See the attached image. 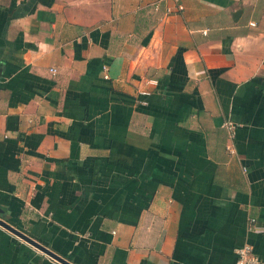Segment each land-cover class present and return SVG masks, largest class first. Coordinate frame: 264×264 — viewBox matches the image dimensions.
Here are the masks:
<instances>
[{
    "label": "crops",
    "instance_id": "obj_1",
    "mask_svg": "<svg viewBox=\"0 0 264 264\" xmlns=\"http://www.w3.org/2000/svg\"><path fill=\"white\" fill-rule=\"evenodd\" d=\"M0 219L71 264H264V0H0ZM0 264L61 263L0 226Z\"/></svg>",
    "mask_w": 264,
    "mask_h": 264
},
{
    "label": "built area",
    "instance_id": "obj_2",
    "mask_svg": "<svg viewBox=\"0 0 264 264\" xmlns=\"http://www.w3.org/2000/svg\"><path fill=\"white\" fill-rule=\"evenodd\" d=\"M105 78L106 74L103 75ZM225 124L227 129L229 130V136L233 135V126ZM229 148V147H228ZM249 221H253V219H249ZM235 260L233 264H261L259 258L254 254L252 250V246L249 243H242L235 249Z\"/></svg>",
    "mask_w": 264,
    "mask_h": 264
},
{
    "label": "water",
    "instance_id": "obj_3",
    "mask_svg": "<svg viewBox=\"0 0 264 264\" xmlns=\"http://www.w3.org/2000/svg\"><path fill=\"white\" fill-rule=\"evenodd\" d=\"M0 226L3 227L4 229L8 230L9 232L13 233L14 235H16L17 237H19L20 239L24 240L25 242L29 243L31 246L37 248L38 250H40L44 254L48 255L52 259L56 260L57 262H59L61 264H71L68 261H66L65 259H63V258L59 257L58 255H56L55 253L51 252L45 246H43L40 243H38L37 241L33 240L29 236L21 233L20 231H18L15 228L11 227L10 225H8L7 223H5L1 219H0Z\"/></svg>",
    "mask_w": 264,
    "mask_h": 264
}]
</instances>
